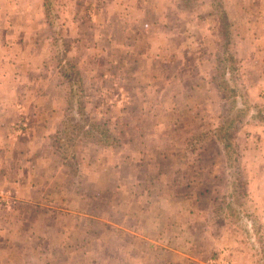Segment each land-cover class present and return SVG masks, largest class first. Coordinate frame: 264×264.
Wrapping results in <instances>:
<instances>
[{
  "label": "rangeland",
  "instance_id": "rangeland-1",
  "mask_svg": "<svg viewBox=\"0 0 264 264\" xmlns=\"http://www.w3.org/2000/svg\"><path fill=\"white\" fill-rule=\"evenodd\" d=\"M200 2L0 0V264H264V0L239 98Z\"/></svg>",
  "mask_w": 264,
  "mask_h": 264
},
{
  "label": "trees",
  "instance_id": "trees-1",
  "mask_svg": "<svg viewBox=\"0 0 264 264\" xmlns=\"http://www.w3.org/2000/svg\"><path fill=\"white\" fill-rule=\"evenodd\" d=\"M193 0H181V6H189L190 3ZM204 3H209L210 5H212V8L209 6V10H208V14L209 16H214L215 17V22L217 21V23L219 24L218 27V31L219 34L222 35L223 37V41H219L217 44L219 49H223L221 55H223L222 59H219L216 64V69L218 70L217 73V79H218V84L217 87L219 89V91H223L222 93L224 94L225 98H239V94H238V89L236 88L237 85L233 82L236 80H238V78H235L234 81L232 82L234 77H238L236 72L239 70L240 66H236V59H235V54L233 52H231L230 50L232 45L230 46L229 43L231 41V39H229V37H231V33L229 32V27H230V23L228 21V16L225 12H221L222 7V0H202V2H200L199 4H204ZM193 10H198L197 7H193ZM226 62V64H225ZM219 68H222L219 72ZM234 86V87H233ZM235 102H237V100H232V105L234 106ZM233 108L230 107L229 111H232ZM242 112L243 110L238 109L235 111V116L233 119H241L242 117ZM235 122V120H230L228 121L226 127H222L220 126L218 128V132L223 136V139H227L230 136V129L233 128V123ZM93 129V126L92 128ZM222 138V137H221ZM212 139V138H211ZM223 141V140H222ZM220 143H222L220 141ZM231 156V154H230ZM239 204H238V209H239ZM220 209H218L217 211H219ZM243 216V215H241ZM249 218V217H247Z\"/></svg>",
  "mask_w": 264,
  "mask_h": 264
}]
</instances>
